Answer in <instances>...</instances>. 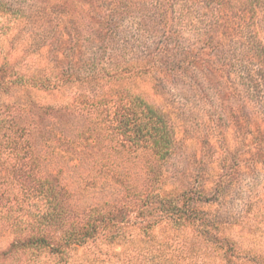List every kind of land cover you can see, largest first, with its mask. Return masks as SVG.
<instances>
[{
  "label": "rangeland",
  "instance_id": "374dc122",
  "mask_svg": "<svg viewBox=\"0 0 264 264\" xmlns=\"http://www.w3.org/2000/svg\"><path fill=\"white\" fill-rule=\"evenodd\" d=\"M0 264H264V0H0Z\"/></svg>",
  "mask_w": 264,
  "mask_h": 264
},
{
  "label": "trees",
  "instance_id": "16d2710c",
  "mask_svg": "<svg viewBox=\"0 0 264 264\" xmlns=\"http://www.w3.org/2000/svg\"><path fill=\"white\" fill-rule=\"evenodd\" d=\"M259 1V0H256ZM256 7V6H255ZM140 102L135 103V105H139ZM153 111H143L141 112L140 116L138 114V116L136 115L135 117H133V121L137 122V119H140L139 122H135L136 125L134 124V130L136 132H142L144 134H148L151 137L152 143H153V147L156 150H162L163 148H166L169 144V140H167L166 138V123L164 122L163 118L160 115H157L155 113H152ZM120 118L128 119L129 116L125 115V114H121ZM143 118V119H142ZM122 119H120L121 121ZM164 155L162 154V157ZM32 189L34 190V188L32 187ZM39 189V188H38ZM37 189V191H38ZM57 205H59L58 203H53L52 206L53 208H59L61 209V206L57 207ZM59 211V210H58ZM60 212V211H59ZM52 218V217H50ZM89 234H91V231L89 232H84V233H80V235H76L75 232H69V234L64 235V241L67 243H73V242H82L86 237L89 236ZM20 244L22 245H34V246H51L54 248V245H52L48 240H46V238L41 235V234H34L29 236L27 239L20 241Z\"/></svg>",
  "mask_w": 264,
  "mask_h": 264
}]
</instances>
